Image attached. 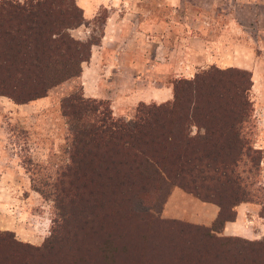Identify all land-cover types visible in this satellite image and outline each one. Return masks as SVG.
<instances>
[{
    "label": "trees",
    "instance_id": "16d2710c",
    "mask_svg": "<svg viewBox=\"0 0 264 264\" xmlns=\"http://www.w3.org/2000/svg\"><path fill=\"white\" fill-rule=\"evenodd\" d=\"M82 22L74 0H0V95L22 104L77 77L98 43L69 33ZM250 84L246 69L210 65L171 82L169 100L137 102L129 119L113 116L108 99L62 96L58 109L70 122L61 162L31 182L50 201L49 232L32 245L0 230V264H91L94 254L115 262L103 239L139 214L133 197H154L159 177L218 207L210 226L193 231L203 241L233 219L240 202L258 204L264 218ZM214 239L230 246L218 262L264 264V239Z\"/></svg>",
    "mask_w": 264,
    "mask_h": 264
},
{
    "label": "crops",
    "instance_id": "0c3cea01",
    "mask_svg": "<svg viewBox=\"0 0 264 264\" xmlns=\"http://www.w3.org/2000/svg\"><path fill=\"white\" fill-rule=\"evenodd\" d=\"M105 1H79L84 20H90L99 6H105L107 10L99 42L91 45L89 59L80 67L79 79L82 89L88 91L86 95L108 99L113 113L125 116L124 110L131 109L139 101L159 103L169 100L172 94L168 80L181 75L192 76L203 68L205 61L246 69L250 73L249 93L255 123L253 146L262 150L259 165L264 174V50L253 53L250 49L251 43H264V31L254 29L251 33L246 29L256 27L260 22L264 26V3H260V19L249 17L248 22H242L232 17L230 7L227 11L217 7L221 0H211L210 4L184 0L178 5L173 0L127 1V4ZM242 1L251 6L252 0ZM177 12L178 19L175 18ZM144 42L151 44L150 52L160 48L169 51L167 44H175L172 53L175 52L176 61L171 60L166 51L163 56H157L159 60L138 54L132 57L134 49L131 53L128 44L139 46ZM112 48L115 50L110 51ZM102 51L106 56L101 55ZM102 73L109 77L105 79L107 82L100 81L104 80ZM3 99L6 98L0 96V100ZM4 185L8 186L0 175V189ZM169 205L179 209H171L172 217H185L204 225H209L218 211L215 204L200 201L176 187L171 189L165 207ZM258 210L256 203H238L234 206L233 219L223 223L221 233L247 239L263 237L264 220Z\"/></svg>",
    "mask_w": 264,
    "mask_h": 264
},
{
    "label": "rangeland",
    "instance_id": "374dc122",
    "mask_svg": "<svg viewBox=\"0 0 264 264\" xmlns=\"http://www.w3.org/2000/svg\"><path fill=\"white\" fill-rule=\"evenodd\" d=\"M74 1L79 6L80 0ZM122 1L125 3L127 1L139 3L144 0H106L105 2L116 4V2L121 3ZM182 1L184 0H173V3L178 5ZM189 1L193 2L195 0ZM196 1L199 4H210L211 2V0ZM261 2L264 3V0H252L250 2L251 6H249L244 5L242 0H233L232 2L221 0L217 3V7L223 8L224 11H227V8L230 7L232 17L235 20L248 22L249 17H259V19L262 17V15L260 16L261 10H259L262 6L260 5ZM106 13V7L99 6L96 14L90 20H84L83 18V22L71 28L69 33L74 38L82 40L88 38L92 41L98 39L99 42ZM175 18H179V12L176 13ZM262 24L260 22V25L247 27L246 29L250 30L251 33L254 29L264 31ZM145 44L147 42L139 44V46H137V43L128 44L131 53L134 49L132 57L138 54L143 57L146 56L150 60H159L156 59L157 56H163L166 51L160 48L155 52H150L151 44ZM262 45L264 43H251L250 49L253 53H258L264 50ZM174 46L175 44L168 43L167 48L169 47V51H166V54L167 56L170 54L171 60L173 59L175 62L177 58L173 55L175 52L172 53ZM112 50H115V48L110 51ZM209 51L211 50L209 49ZM108 53L110 55V52ZM101 55L106 56V53L102 51ZM87 61H84V63ZM81 63L83 64V62ZM203 65V68L210 65L226 68L209 62V60L205 61ZM102 76L104 80L100 81L107 82L108 80L105 79L108 76L103 75V73ZM191 77L181 75L171 77L168 81L171 84L175 79ZM85 79L88 80V78ZM113 81L111 80V82ZM72 91L79 92L83 97L87 96L88 91L82 89L79 75L53 85L47 90L45 96L26 103L17 104L0 95L6 98L0 100V175L3 182L8 184V186L4 185L0 189V230L12 231L13 237L18 241L40 245L49 232L52 217L50 201L32 190L31 182L37 183L44 180L46 173L61 162L64 145L63 137L70 121L59 112L58 101L62 96ZM108 92L111 94V91ZM248 97L251 99L249 91ZM37 100H39V103L35 104ZM136 104L131 109L126 108L124 110L125 116L120 113L114 114L113 111L112 114L115 117L129 119L133 116ZM191 130L193 132L194 128ZM28 160L34 165L29 164ZM259 170L256 193L259 189L258 193L264 197V185L262 184L264 183L262 178L264 174L261 173L260 168ZM150 176L152 177L153 174H150ZM156 180L161 185L159 190L155 192L154 197L149 194H140L133 197L132 207L139 214L134 215L128 223H125L124 220L117 223V228H111L108 231L110 235L103 239L104 245L113 248V251L117 252L115 262L94 254L91 264H223L218 262L217 255L220 253L227 255L229 253V242H219L214 238L218 239L221 236L229 235H223L220 228L212 232L214 238L209 237L203 241L199 233L194 234L193 231L197 228L208 227L211 223L204 225L188 221V218L185 217H172L171 209L177 211L179 209L175 205L165 207V203L171 189L178 187L171 185L160 177ZM188 194L193 196L191 193ZM182 211L186 212L183 209ZM262 239H264V236L248 240ZM230 242L232 241L230 240ZM221 243L227 244L222 246Z\"/></svg>",
    "mask_w": 264,
    "mask_h": 264
}]
</instances>
